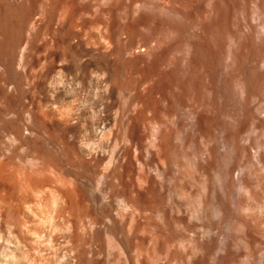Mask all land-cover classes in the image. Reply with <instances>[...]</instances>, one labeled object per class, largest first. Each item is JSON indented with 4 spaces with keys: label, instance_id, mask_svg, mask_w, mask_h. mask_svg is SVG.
Here are the masks:
<instances>
[{
    "label": "bare ground",
    "instance_id": "obj_1",
    "mask_svg": "<svg viewBox=\"0 0 264 264\" xmlns=\"http://www.w3.org/2000/svg\"><path fill=\"white\" fill-rule=\"evenodd\" d=\"M116 1L0 0V264H264V0Z\"/></svg>",
    "mask_w": 264,
    "mask_h": 264
},
{
    "label": "rangeland",
    "instance_id": "obj_2",
    "mask_svg": "<svg viewBox=\"0 0 264 264\" xmlns=\"http://www.w3.org/2000/svg\"><path fill=\"white\" fill-rule=\"evenodd\" d=\"M22 1L17 0V3H21ZM24 1H25V3H30L31 6L34 7V12H35L34 13V19H35V22H37V28H35V29H37L36 32H38V33H34V35L36 34V36H34V37H36L35 38L36 41L34 40V43H35L34 45H36V46H34V53H35V69L34 70H35V74H36V81H38V82H39L38 76H41L44 73L48 72V70L50 69V66L52 65L51 62H53L52 60L54 58L58 61V65H59V63H61L60 59L62 57L60 58L59 55L60 54L62 55L63 48H62V44H59V43H62V42H60L61 40L58 37L57 32H55V29H57V26H58L57 24L59 23L60 19H61V21L62 20L64 21V18L66 16L69 17L68 13H70V11L72 10V8L70 10V7H73L72 6V5H74L73 3H84V4L85 3H108V2L117 3L116 0H113V2H111L112 0H109V1L108 0L107 1L106 0H101V1L100 0L99 1H97V0L96 1L95 0H24ZM120 1H122V0H118V3ZM124 2L128 3L129 0H123V2H121V3H124ZM54 3H57V4H56V7L54 6V10H53V5H55ZM61 3H63V4H61ZM67 3H69V4H67ZM67 5H69V6H67ZM66 7H68V9ZM74 11H75V15L73 14ZM79 11H80V14H79ZM50 12H52V13H50ZM71 12L72 13L70 14V16L72 17V15H73V20L75 19V21L80 22V23H81V19L85 15L84 13H86L85 10H77L76 11L75 9H73ZM76 12H78V14ZM82 12L84 15L82 14ZM0 13H1V11H0ZM81 14H82V18H81ZM99 15H100V13H99ZM49 16H50V18H49ZM2 17L3 16L1 15L0 20L3 19ZM68 17H66L65 20L68 19ZM100 17H101V15H100ZM50 19H51V22H50ZM97 19H99L98 15H97ZM54 20H56V21H54ZM53 21H54V23L55 22L56 23L58 22V23L57 24L55 23L54 25H52ZM1 22L2 21H0V28H2ZM98 22L100 23V20ZM0 32H1V29H0ZM55 34H56V37H54ZM56 38H58V39H56ZM54 40L55 41L57 40V41L55 42ZM56 44H58V45H56ZM38 82H37L38 87H37L36 91L33 90L31 92V97L36 101L39 99L45 98L46 94H47L46 87H44V85L42 86ZM43 88H45V90Z\"/></svg>",
    "mask_w": 264,
    "mask_h": 264
}]
</instances>
